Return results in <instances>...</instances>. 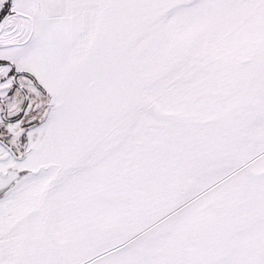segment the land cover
<instances>
[{"label":"snow or ice","instance_id":"obj_1","mask_svg":"<svg viewBox=\"0 0 264 264\" xmlns=\"http://www.w3.org/2000/svg\"><path fill=\"white\" fill-rule=\"evenodd\" d=\"M0 264H264V0H0Z\"/></svg>","mask_w":264,"mask_h":264}]
</instances>
